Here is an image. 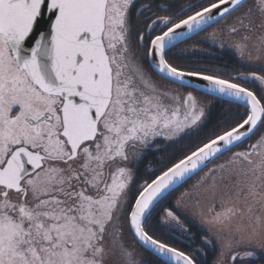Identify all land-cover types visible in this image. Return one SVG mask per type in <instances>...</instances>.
Here are the masks:
<instances>
[{"label":"snow or ice","instance_id":"6c2138e0","mask_svg":"<svg viewBox=\"0 0 264 264\" xmlns=\"http://www.w3.org/2000/svg\"><path fill=\"white\" fill-rule=\"evenodd\" d=\"M208 249L264 264V0H0V264Z\"/></svg>","mask_w":264,"mask_h":264},{"label":"trees","instance_id":"16d2710c","mask_svg":"<svg viewBox=\"0 0 264 264\" xmlns=\"http://www.w3.org/2000/svg\"><path fill=\"white\" fill-rule=\"evenodd\" d=\"M153 76H154V78H157V79H158V77H155V74H154V73H153ZM218 108H219V106L217 107V109H218ZM195 178H198V176H194L191 180L188 181L187 184H189V183H190L193 179H195ZM187 184L183 185L180 189H178L175 193H173L172 196L169 197V201H170V202L174 201V195H175L177 192L181 191L183 188H185V187L187 186ZM192 231H193V232L196 234V236H197V241H196V244H195L194 246L199 247V246H200V245H199V237L203 235V232L200 231L199 229H197L196 227H193V228H192ZM169 242H170V243H173V244H176V246H178V247H184V246H185L184 244L179 243L178 240H170ZM213 257H214V254L210 251V249H208L206 264H211V263L213 262Z\"/></svg>","mask_w":264,"mask_h":264},{"label":"rangeland","instance_id":"374dc122","mask_svg":"<svg viewBox=\"0 0 264 264\" xmlns=\"http://www.w3.org/2000/svg\"><path fill=\"white\" fill-rule=\"evenodd\" d=\"M210 166H211V165H210ZM197 179H198V178L193 179L189 184H187V186H186L185 188H188V187H189L190 185H192ZM185 188H183L181 191H183ZM181 191L177 192V193L174 195V200H175V197L178 196L179 193H180ZM207 202H208V201H205V203H207ZM184 214H185L188 218L191 219V216H192L191 211L185 210ZM197 225L199 226L198 222H197ZM128 242H129L130 244L132 243V240H131L130 237L128 238Z\"/></svg>","mask_w":264,"mask_h":264},{"label":"flooded vegetation","instance_id":"af4514ba","mask_svg":"<svg viewBox=\"0 0 264 264\" xmlns=\"http://www.w3.org/2000/svg\"><path fill=\"white\" fill-rule=\"evenodd\" d=\"M223 60L224 61H228L229 63H234L235 61L234 60H232V58L230 57V56H228V55H224V57H223ZM254 70H259L258 68L257 69H254ZM219 105H217V107H218ZM210 166V165H209ZM190 219V218H189ZM194 227H196L197 229H199V226L198 225H196V226H194ZM176 235L177 236H179V233H176ZM185 243H187V241L185 242ZM210 251L214 254V257H213V261L215 260V258H216V255H217V252L216 251H213V250H211L210 249ZM207 261V260H206ZM211 264H213V262L211 263Z\"/></svg>","mask_w":264,"mask_h":264},{"label":"water","instance_id":"95a60500","mask_svg":"<svg viewBox=\"0 0 264 264\" xmlns=\"http://www.w3.org/2000/svg\"><path fill=\"white\" fill-rule=\"evenodd\" d=\"M193 178V177H192Z\"/></svg>","mask_w":264,"mask_h":264}]
</instances>
